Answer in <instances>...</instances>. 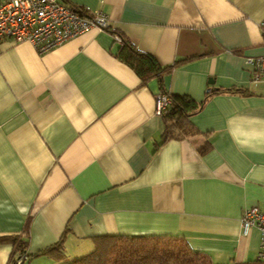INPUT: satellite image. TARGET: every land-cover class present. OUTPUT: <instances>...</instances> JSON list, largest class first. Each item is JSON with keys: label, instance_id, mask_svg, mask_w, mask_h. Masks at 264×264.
<instances>
[{"label": "crops", "instance_id": "0c3cea01", "mask_svg": "<svg viewBox=\"0 0 264 264\" xmlns=\"http://www.w3.org/2000/svg\"><path fill=\"white\" fill-rule=\"evenodd\" d=\"M60 1L101 12L110 31L45 53L0 42V236L32 255L1 243L0 264H66L108 235L182 239L215 264L255 260L260 235L242 236L241 217L264 212V83L245 58L264 55V0ZM111 31L175 66L142 83ZM160 85L196 102L212 91L164 143Z\"/></svg>", "mask_w": 264, "mask_h": 264}, {"label": "trees", "instance_id": "16d2710c", "mask_svg": "<svg viewBox=\"0 0 264 264\" xmlns=\"http://www.w3.org/2000/svg\"><path fill=\"white\" fill-rule=\"evenodd\" d=\"M70 8L79 14L89 16V13H85L80 8L72 6ZM105 30L110 31L109 28ZM111 33L120 38L115 52L116 58L132 69L142 83L152 78H158L161 81L162 75L170 72L175 66H161L152 55L139 51L115 31H111ZM159 91L165 92L161 85ZM221 91L232 94L238 93L242 96L247 94L243 88L222 89ZM166 94L171 99V108L160 116L164 123L163 143L173 137L180 136V132L185 129L186 123H188L187 119L202 108L212 91H207L203 101L200 102H196L185 95ZM207 148L208 146L204 145L201 152H205ZM92 240L94 249L90 253L66 264H215L206 254L193 250L182 239L108 235L95 237ZM5 242L13 244L14 248L20 252L19 258L22 261L32 256L25 253L22 240L12 236H0V244ZM60 251L61 240L48 247L45 252L54 254ZM13 264H17L15 260H13ZM228 264H264V261L256 258L255 260Z\"/></svg>", "mask_w": 264, "mask_h": 264}, {"label": "built area", "instance_id": "2783aa9c", "mask_svg": "<svg viewBox=\"0 0 264 264\" xmlns=\"http://www.w3.org/2000/svg\"><path fill=\"white\" fill-rule=\"evenodd\" d=\"M264 30V19L259 23ZM109 28L107 18L93 11L84 16L72 10L60 0H6L0 2V42H28L38 53H45L90 29ZM117 42L120 38L114 35ZM251 69V81L264 83V55L245 58ZM171 108L166 92L154 96V115L160 117ZM255 228L260 235L257 259L264 261V212L250 207L242 213L241 234L246 236Z\"/></svg>", "mask_w": 264, "mask_h": 264}, {"label": "rangeland", "instance_id": "374dc122", "mask_svg": "<svg viewBox=\"0 0 264 264\" xmlns=\"http://www.w3.org/2000/svg\"><path fill=\"white\" fill-rule=\"evenodd\" d=\"M161 243H165L164 241L162 242V241H160ZM169 243H172V242H169ZM167 244V243H166ZM179 244V243H178Z\"/></svg>", "mask_w": 264, "mask_h": 264}, {"label": "water", "instance_id": "95a60500", "mask_svg": "<svg viewBox=\"0 0 264 264\" xmlns=\"http://www.w3.org/2000/svg\"><path fill=\"white\" fill-rule=\"evenodd\" d=\"M209 82H211V83H212V80H209Z\"/></svg>", "mask_w": 264, "mask_h": 264}]
</instances>
